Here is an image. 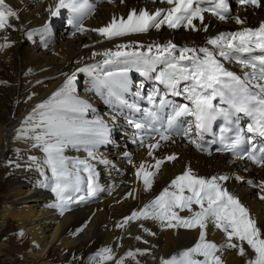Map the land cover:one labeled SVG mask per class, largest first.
Masks as SVG:
<instances>
[{
  "label": "snow or ice",
  "instance_id": "obj_1",
  "mask_svg": "<svg viewBox=\"0 0 264 264\" xmlns=\"http://www.w3.org/2000/svg\"><path fill=\"white\" fill-rule=\"evenodd\" d=\"M114 2V0H109ZM121 3L124 0H120ZM168 7L150 11L147 8H132L124 16L113 15L104 26L88 29L83 20L95 11V5L88 0H55L48 6L50 19L62 14L63 9L71 13L68 23L76 32L93 31L105 39L147 33L151 29H197L194 21L203 24L204 13L211 12L220 20L229 19L227 0H210L209 8L200 6L201 0H162ZM240 5L261 6V0H238ZM19 12L6 0H0V31L7 32L15 28L11 22L19 20ZM235 23L242 25L239 30L220 32L208 38L204 46L177 45L172 40L166 43H149L147 45L130 41L120 43L113 49H105L103 59L85 65L77 71L89 73L92 88L104 95L109 103L118 104L135 113L143 112L139 118L126 116V123L142 133L141 145L145 138L154 142L147 144L148 156H154V150L161 147V142L173 140V136H182L199 151H209L204 147V134L212 131V124L222 118L224 126L220 129L218 152L232 153L239 159H248L253 164L264 168V146L257 147L246 143L245 129L239 126V114L251 118L246 132L264 138V21L258 26H243L246 20L234 17ZM50 27L44 25V31ZM27 38H33V32H27ZM0 50L9 48L14 41L3 36ZM47 46V45H45ZM88 47V45H85ZM259 51V55L253 53ZM237 64V72L226 66ZM162 66L157 71V67ZM135 70L141 75L165 86V95H160L154 88L146 97L138 90L135 96L147 100L149 108L141 109L139 103L125 98L131 90L129 73ZM75 73L68 76L63 85L51 96L37 104L25 117L17 130V139L30 137L35 141L34 147L42 148L45 154L44 165L51 171V177L45 176L42 187H50L55 193L57 203L63 214L73 202H83L101 191L98 183L99 173L92 161L102 164L109 161L101 159L96 150L109 142L111 129L99 115L88 119L92 110L89 102L81 98L76 91ZM7 83V81H0ZM143 88V84L140 85ZM167 92L174 96L183 95L188 103L177 104L166 98ZM31 99V97H29ZM219 100L220 107L214 101ZM168 111H165V110ZM115 119V117L113 118ZM232 133V135H228ZM155 134V135H153ZM158 137V138H157ZM252 138L248 137L250 141ZM83 149L85 159H70L65 150ZM29 159L34 162L37 157ZM178 154L173 152L162 158H155L154 163L142 161L135 167V177L142 182L144 191L153 188L155 178L166 162H174ZM131 164L132 161L129 160ZM36 166H40L38 163ZM19 167V165H17ZM235 179L244 181L240 175L234 177L224 173L211 176L199 174L190 165L175 175L157 195L138 210L123 218L116 227L124 228L132 221L152 220L162 230L179 231L181 229L197 232L191 246L182 247L175 252L161 256L159 264H225V249L235 250L241 257H246L245 264H264V225L251 214L249 208L238 195L229 189L226 182ZM247 183L257 188L258 198L264 201V180ZM128 195H133L129 193ZM187 214H182V213ZM210 226L223 234V240L217 243L209 238ZM143 227V224H141ZM150 235H156L145 228ZM78 231H82L79 229ZM23 235V233H20ZM137 240L141 237L137 236ZM147 243V241H145ZM149 249L129 250L118 259L109 246L100 248L90 260L93 264H125L126 258H132L136 264L137 255H143ZM251 253V254H249Z\"/></svg>",
  "mask_w": 264,
  "mask_h": 264
},
{
  "label": "bare ground",
  "instance_id": "obj_2",
  "mask_svg": "<svg viewBox=\"0 0 264 264\" xmlns=\"http://www.w3.org/2000/svg\"><path fill=\"white\" fill-rule=\"evenodd\" d=\"M6 2L18 10L20 18L18 21H11L15 28H10L7 32L0 31V43L4 42V35L14 41L11 47L3 49V52L0 50V81H7L0 83V159L6 156L7 162L11 160L12 163L6 165L0 162V256L5 255L4 260L0 259V264H53L52 253H55L57 258H66L64 253H71L77 244L84 246L83 250L87 252L92 248L99 250L109 246L117 259L129 250L149 249L150 251L143 255L138 254L136 260L140 264H159L161 256L191 246L198 233L183 229L162 230L159 224L152 220L132 221L124 228H118L116 225L133 210L142 208L187 165L205 176L224 173L233 177L243 176L244 181L233 178L226 184L239 196L258 222L264 225V201L258 198L259 190L247 183L248 180H253L258 184L260 180H264V168L226 155L198 153L178 137H173L175 143L165 142L158 150H154L153 157H149L147 144L154 141L150 140L142 147L131 143L128 124L114 116L105 106L102 99L105 96L92 88L93 77L87 72L77 71L85 65L103 59L102 55L93 56L94 52L115 50V46L120 43L137 41L147 45L172 40L180 46H204L208 38L220 32L239 30L242 25L235 23L236 16L246 20L243 26L256 27L264 21V0H261L260 7L234 6L233 12L226 20H220L211 12H205L203 24L207 25V31L197 20L194 23L199 30L184 27L169 29L164 26L160 30L151 29L147 33L130 34L111 40L93 31L76 32L69 23L64 27L65 21L59 22V16L50 19L47 9L49 5L54 6L55 0ZM88 2L95 5V11L83 20L88 29L106 25L113 15L126 18L132 8L155 11L157 8L168 7L162 0ZM200 6L209 8L207 0H201ZM46 23H49L50 27L44 31ZM29 31L33 32L31 40L27 38ZM37 51H40L42 56L37 55ZM226 66L234 71H241L235 63L226 62ZM73 73L76 75L74 86L77 94L92 106L86 118H94L97 113L109 124V142L100 145L96 150L97 155L109 163L92 161L99 173L98 183L102 190L83 202H73L61 214L59 208L53 206L57 203L55 193L50 187L41 186L45 182V176L51 177L50 169L43 163L45 154L42 148L34 147L35 141L30 137L17 139L16 135L32 109L48 99ZM173 152L178 154V159L162 165L153 188L144 191L142 182L135 177L134 165L142 161L154 163L155 158H162ZM65 154L70 159L87 158V153L82 148L66 149ZM31 156L37 157V161L29 159ZM129 160L132 161L131 164ZM37 163L40 166H36ZM130 192L133 195H128ZM145 228L151 229L156 235H150ZM13 229H16L24 241L19 254L13 253L10 245L2 241ZM79 229L82 231H78ZM137 236L141 239L137 240ZM209 238L220 243L223 234L210 226ZM223 259L225 264H245L246 257L239 256L235 250L225 249ZM108 264H114V261ZM125 264L136 262L132 258H126Z\"/></svg>",
  "mask_w": 264,
  "mask_h": 264
},
{
  "label": "rangeland",
  "instance_id": "obj_3",
  "mask_svg": "<svg viewBox=\"0 0 264 264\" xmlns=\"http://www.w3.org/2000/svg\"><path fill=\"white\" fill-rule=\"evenodd\" d=\"M88 1H94V0H88ZM68 15H69L68 12H65L64 15H60L59 18H58L59 22L63 21V18H65V20H66ZM63 26L67 27L68 25L66 23H64ZM57 34H58V31H57L56 35ZM55 44L56 43H54V45ZM2 52H3V50H2ZM2 52L0 51V54ZM36 54L42 56V54H40V51H37ZM19 126L20 125H18V127ZM0 162L4 163L6 165L12 164L11 160L9 162H7V157L6 156H3V158L0 159ZM4 237L5 238L7 237L6 238L7 241L5 240ZM4 237H3L2 241L6 242L8 245H10L11 250H12L13 253H16V254L18 253L19 254V250L24 245V241L20 238V235L16 231V229L15 230L13 229L8 234H6ZM83 248H84V246H81V245L77 244L76 247L71 251V253H68L67 251L64 253V256H66V258H63V259L57 258L56 254L52 253V256H53L52 257L53 258L52 262H53V264H68V263L70 264V262L71 263L72 262L73 263H78V264H86L87 262L89 263V261H91L90 257H92L98 251V248H94V249L92 248L88 252L84 251ZM0 259L4 260L5 259V255L4 256H0ZM68 259H70V260H68Z\"/></svg>",
  "mask_w": 264,
  "mask_h": 264
}]
</instances>
